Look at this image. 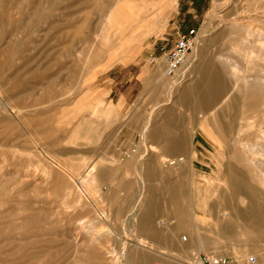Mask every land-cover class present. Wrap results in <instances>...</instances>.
I'll return each instance as SVG.
<instances>
[{
    "label": "rangeland",
    "instance_id": "rangeland-1",
    "mask_svg": "<svg viewBox=\"0 0 264 264\" xmlns=\"http://www.w3.org/2000/svg\"><path fill=\"white\" fill-rule=\"evenodd\" d=\"M192 26L166 75L163 48ZM205 63L222 94L185 100ZM261 100L264 0H0V264H189L177 208L220 239L198 253L264 264V237H220L206 207L228 196L226 163L264 200Z\"/></svg>",
    "mask_w": 264,
    "mask_h": 264
},
{
    "label": "bare ground",
    "instance_id": "bare-ground-1",
    "mask_svg": "<svg viewBox=\"0 0 264 264\" xmlns=\"http://www.w3.org/2000/svg\"><path fill=\"white\" fill-rule=\"evenodd\" d=\"M202 75L203 76H201V78L199 80H197L193 84L183 88V90L180 94L182 98H184L185 100H189L191 98H199L200 101H202V104H206L208 102V100L215 99L216 97L218 98L219 95L222 94L223 84L220 81V79L218 78L217 71L210 69V65L208 63H205L204 68L202 70ZM262 102H264V101H262ZM263 120H264V117H263ZM263 123H264V121H263ZM238 126H240V125H238ZM143 127H144L143 130L146 129V126H143ZM239 130H241V129H239ZM149 147H148V149H149ZM151 147H153V146L151 145ZM252 148H253V146H252ZM249 149H250V147H249ZM176 155L177 156H174L171 159H169V161H168L169 164L182 163L183 162L184 158L182 156H180L179 153H177ZM222 175H223L224 179L226 180L225 182L228 186V196L223 195V194H225L223 192L220 195V197H221V199H223V201L228 206H232L233 203H235V201H237V202L244 203L245 208L246 207L256 208L257 212H258V210H261V211L264 210V200L261 201L260 199H258L259 198L258 197V191L255 188L250 187L247 184H245L244 181L242 180L240 174L237 173L235 171V169H233L229 163L225 164L224 172L222 173ZM223 177L221 176L220 178L223 179ZM138 184L140 186V183H138ZM139 192H140V190H139ZM139 200H140V198L136 200V203H135L136 207L139 206L138 205ZM143 213L144 212L142 211L141 212L142 215L139 217V220H138L139 226L142 223ZM235 213H238V215H239V213H241V212L238 211ZM190 217H191V215H190ZM240 218L241 217H234L232 219H225V218L219 219V218H217V222L220 223L219 231L217 230L218 231L217 235L227 236L228 235L227 232L224 233V235L221 234L222 230H223V229H221V226H224L225 228H227V227L231 226L233 221H239ZM194 221H193V223H195L194 228H193L194 234L191 233V231H192V230H190L191 228H188V231L186 232L187 234H185L187 237V240H185V241L180 240L179 241V243L182 244L181 247L183 246L180 249H183V250H185V248H186V250L189 249L190 253H192V256L193 255L195 256V254H197L198 251L200 249H202L203 245H204L202 243V240H201V231L196 226L197 224ZM193 223L189 222V226L192 227ZM217 225H218V223H217ZM140 228H141V226H140ZM214 239L216 242L215 244H218L219 240L216 237H214ZM188 242L191 243L190 246L188 245ZM211 252H213V251H211ZM137 259H138V264H150V257L148 255H144V254L142 255L141 254ZM194 259H195V257H194ZM128 262H130V261H128ZM189 264H191V263H189Z\"/></svg>",
    "mask_w": 264,
    "mask_h": 264
},
{
    "label": "crops",
    "instance_id": "crops-1",
    "mask_svg": "<svg viewBox=\"0 0 264 264\" xmlns=\"http://www.w3.org/2000/svg\"><path fill=\"white\" fill-rule=\"evenodd\" d=\"M165 120V118H164ZM169 142L171 143V149H173L174 152H178L179 150H181V148L185 145L184 143V139L181 135H176L175 137H172ZM154 146V145H153ZM180 164V163H177ZM147 166H148V160H147ZM224 172V168L222 170V173ZM147 174V172H146ZM223 177V175H221ZM224 179V177H223ZM225 180V179H224ZM226 181V180H225ZM262 201V200H261ZM151 207V202L150 200H146L145 203V210L143 211V216H142V223L140 224L141 228L144 229L143 231L147 230L148 228L146 227V225L149 222L150 216H149V211L148 208ZM207 209L210 211L211 214L214 215V218L217 222V218L219 219H232L234 217H241L239 221H233V223L231 224V226L225 228L224 226H221L222 230V235H224V233H228L227 236H233L237 233L236 229H235V225L239 224L241 229H240V234L242 236H245L246 240L249 239L250 237L253 238V236L255 237H264V210H258L256 208H249V207H239L238 202L233 203L232 206H228L222 199V202L218 203V204H212V205H208L206 206ZM150 209V208H149ZM177 210L176 214H175V218H176V224L175 227L177 235H178V241L180 240H187V237L185 234H181L179 231L181 229H185L186 232L188 231L189 228V222L193 223V219L190 217L189 213H184L181 210H179L178 208L175 209ZM225 210L227 212H225ZM240 211L241 213H235ZM197 224V222H196ZM145 225V226H144ZM193 225H195V223H193ZM139 226V227H140ZM197 226V225H196ZM198 227V226H197ZM199 228V227H198ZM151 232V231H150ZM155 236L156 233L152 232ZM221 237V236H220ZM225 237V236H224ZM201 240L203 244H208L210 242L212 243H216L214 237H207L204 234L201 233ZM220 241V239H218ZM218 241V243H219ZM217 245V244H215ZM204 247V245H203Z\"/></svg>",
    "mask_w": 264,
    "mask_h": 264
},
{
    "label": "built area",
    "instance_id": "built-area-1",
    "mask_svg": "<svg viewBox=\"0 0 264 264\" xmlns=\"http://www.w3.org/2000/svg\"><path fill=\"white\" fill-rule=\"evenodd\" d=\"M196 28L194 26L175 30V37L168 48H163L162 58L164 71L168 76H178L179 66L184 62L196 42ZM191 264H254L256 257L248 255L240 257L233 254L198 253Z\"/></svg>",
    "mask_w": 264,
    "mask_h": 264
}]
</instances>
